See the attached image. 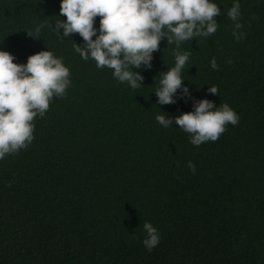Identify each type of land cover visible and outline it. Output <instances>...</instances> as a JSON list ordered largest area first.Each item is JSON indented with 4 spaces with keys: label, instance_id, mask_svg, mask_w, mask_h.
<instances>
[{
    "label": "trees",
    "instance_id": "1",
    "mask_svg": "<svg viewBox=\"0 0 264 264\" xmlns=\"http://www.w3.org/2000/svg\"><path fill=\"white\" fill-rule=\"evenodd\" d=\"M214 2L217 30L178 48L161 39L132 89L80 58L78 34L53 30L65 19L60 0H0V48L20 63L47 49L71 81L34 117L31 143L0 159V264H264V0H239L241 40L226 16L233 0ZM174 48L189 52L181 77L191 96L178 89L175 103L157 105ZM204 98L239 116L216 141L195 146L175 122L155 120ZM145 221L159 233L151 251Z\"/></svg>",
    "mask_w": 264,
    "mask_h": 264
},
{
    "label": "clouds",
    "instance_id": "2",
    "mask_svg": "<svg viewBox=\"0 0 264 264\" xmlns=\"http://www.w3.org/2000/svg\"><path fill=\"white\" fill-rule=\"evenodd\" d=\"M59 13L65 19L57 20L51 27L60 36L62 30L63 37L76 33L82 38V45H73L81 59H92L97 68L111 69L117 81L136 89L144 79L136 69L151 68L153 52L158 50L161 39L166 38V43H175L178 48L183 41L210 36L217 30L215 17L221 9L214 0H60ZM226 16L233 21V38L243 39L245 34L237 31L242 28L239 0H233ZM96 17L98 27L94 26ZM42 27L45 24L26 30L27 35L36 37ZM173 56V66L157 75L153 91L157 105L175 103L178 89L181 98L191 96L181 77L189 52L174 48ZM209 66L217 69L215 58L209 61ZM69 75L62 59L47 49L20 63L15 62L11 52L0 48V159L31 143L34 117H43L54 95H64L71 83ZM207 91L217 94L215 86ZM155 120L164 128L175 122L190 134L189 142L199 146L202 142L216 141L225 125L235 126L239 116L228 103L216 106L204 98L193 99L190 111L167 118L157 114ZM187 167L195 172L191 161ZM142 228L145 235L141 243L151 251L159 242V233L149 221Z\"/></svg>",
    "mask_w": 264,
    "mask_h": 264
}]
</instances>
